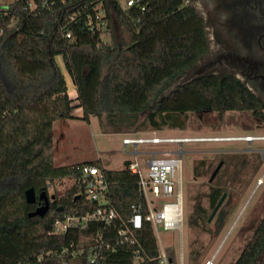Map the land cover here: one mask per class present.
Instances as JSON below:
<instances>
[{
	"label": "trees",
	"instance_id": "16d2710c",
	"mask_svg": "<svg viewBox=\"0 0 264 264\" xmlns=\"http://www.w3.org/2000/svg\"><path fill=\"white\" fill-rule=\"evenodd\" d=\"M30 1L33 7H28ZM94 2L0 3V264H159L158 243L148 222L138 229L129 227L135 243H120L116 228L101 225L64 235L50 233L53 221L64 212L84 213L96 207L82 195L75 197L77 168L85 163L102 167L100 161L54 163L53 122L74 118L57 57L75 88L79 118L89 122L92 116L100 121L105 117L113 131H138L146 125L154 131L164 126L183 128L181 116L186 113L262 116L264 101L228 74L201 75L164 93L174 77L192 68L208 50L203 20L194 6L184 0H149L141 10L112 0V19L108 11L104 15L110 42H103L100 31L90 30L87 24L86 14L93 16ZM128 164L124 161L118 170L103 168L111 204L125 222L133 204L146 212L137 177ZM65 177L71 179L70 186L49 202L48 210L42 216H29L36 203L26 201L25 191L32 187L37 199L41 191L48 195L49 184ZM217 184L206 194L207 208L201 194L194 196L188 225L209 223L208 216L223 193ZM228 214L221 206L212 217L215 235ZM97 231L103 246L98 260L90 263L83 249L72 256L80 240ZM263 242L264 230L257 240L246 243L233 264H254ZM63 248L68 252L61 254ZM202 255L191 251L187 263L199 264Z\"/></svg>",
	"mask_w": 264,
	"mask_h": 264
},
{
	"label": "rangeland",
	"instance_id": "374dc122",
	"mask_svg": "<svg viewBox=\"0 0 264 264\" xmlns=\"http://www.w3.org/2000/svg\"><path fill=\"white\" fill-rule=\"evenodd\" d=\"M8 0H0L3 3ZM198 4L197 0H193ZM58 64L62 67L61 59L56 58ZM202 60H199L192 68L185 70L182 74L174 77L167 89H172L178 84L192 79V77L204 74L207 71L191 74V72L200 66ZM68 80V93L72 100L74 118L57 119L53 122L52 137L54 145V163L68 164L74 161H100L106 169L118 170L124 167V161L132 158L130 154L131 147L127 146L126 150L121 142L124 134L135 133L137 135L151 134L155 132L158 137L168 136H234L241 135L244 132L253 131L252 134L264 135V121H252L251 117L246 113L226 112L222 117H218L215 113L203 112L198 114L186 113L181 116L184 121L183 128H173L164 126L158 131H154L147 125L141 130L130 132L113 131L109 121L105 117L101 121L95 117H90L87 122L77 116L81 113V109L77 106L76 91ZM144 114L140 115L142 120ZM248 121V122H247ZM247 122V125L245 124ZM258 128V129H257ZM237 144V145H236ZM245 142L238 141H207V142H183L181 148L182 154V192H183V223L180 231L164 230L161 227L155 229V237L159 247H163L168 255L173 257L171 264H188L187 256L192 251L202 252L199 264H204L206 260H212L213 264H233L240 253V249L244 244L238 236L239 224L236 225L238 216V205H236V188L239 185L235 178L237 177L235 164L229 162L223 166L219 173L212 181L209 177L215 166H218L219 159L222 157L218 153L221 148H234L236 146L243 147ZM253 146L264 147L263 142H252ZM178 144H143L139 145V151H158V150H175ZM228 154V153H227ZM226 154V155H227ZM144 158H148L149 154H143ZM199 161L204 164H199ZM198 166L196 171L194 166ZM260 168H263L261 165ZM227 181V191L229 194L228 203L222 205V209L229 211L224 224L220 227L216 235L213 232L214 220L201 226H190L187 222V215L192 210L194 196L201 194V203L206 208L208 200L206 194L209 187L218 182ZM70 178L56 179L49 184L48 191L55 195H60L71 184ZM249 189V188H248Z\"/></svg>",
	"mask_w": 264,
	"mask_h": 264
},
{
	"label": "built area",
	"instance_id": "2783aa9c",
	"mask_svg": "<svg viewBox=\"0 0 264 264\" xmlns=\"http://www.w3.org/2000/svg\"><path fill=\"white\" fill-rule=\"evenodd\" d=\"M121 7L137 6L145 10L149 0H116ZM106 3L105 7H101ZM190 4V0H184ZM33 7V2L28 3ZM93 16L87 12V24L92 31H100L103 42H110L108 35V19L104 18L109 12L112 19V0H96L92 4ZM66 37H70L67 33ZM250 136H168L158 137L155 132L145 135L127 133L121 142L126 150L131 147L133 155L127 166L130 173L137 177L138 187L145 199L146 212H143L139 205H132V212L125 222L112 206L109 198V182L106 179L103 166L85 163L77 168L78 179L76 180V195H82L86 200L94 202L96 207L84 213L64 212L57 217L52 224L50 233L52 235H64L68 231L88 229L94 225H101L103 228H116L118 241L120 243H135L136 238L132 229L141 228L144 222L151 224L153 232L158 227L164 230L180 231L183 223V192H182V154L180 147L183 142H207L221 141L223 139L249 138ZM264 137V136H263ZM178 144L175 150H158L152 152L139 151L137 147L143 144ZM143 154H149L144 158ZM155 235V233H154ZM102 236L97 231L95 234L86 236L80 240L76 251H71L72 256L76 252L81 253L82 249L88 251L90 263H95L102 253ZM157 240V239H156ZM82 244H85L82 246ZM110 244L106 243L105 248ZM69 247H73L71 243ZM159 247V246H158ZM69 248H63L61 254L67 253ZM159 264H171L170 257L163 247H159L157 256ZM204 264H213L212 260H206Z\"/></svg>",
	"mask_w": 264,
	"mask_h": 264
},
{
	"label": "flooded vegetation",
	"instance_id": "af4514ba",
	"mask_svg": "<svg viewBox=\"0 0 264 264\" xmlns=\"http://www.w3.org/2000/svg\"><path fill=\"white\" fill-rule=\"evenodd\" d=\"M197 2L198 4H195L190 0V4L203 20L208 50L196 61L197 63L202 60V63L191 74L207 72L192 78L207 74L220 77L225 74L232 75L253 95L264 101V0H197ZM251 120L250 123L260 121L258 123L260 125L264 121V110L260 118L253 116ZM252 132L243 131L241 135H234L250 136L249 138L221 140L245 144L243 147L218 150V153L223 155L218 161L219 168L215 174L216 176L229 162L235 164L237 170L235 180L239 184L236 188L235 206L238 205L236 225L241 221L238 236L244 243L240 253L247 242L257 240L264 230V147L252 144L263 142L264 135ZM261 165L263 168H260ZM227 184V181L217 184L223 189L222 194H225L220 207L228 203L230 198ZM47 197L49 202L56 200L54 193L49 192ZM42 202L37 194L36 207ZM211 220L212 218L208 222ZM254 264H264V242Z\"/></svg>",
	"mask_w": 264,
	"mask_h": 264
},
{
	"label": "water",
	"instance_id": "95a60500",
	"mask_svg": "<svg viewBox=\"0 0 264 264\" xmlns=\"http://www.w3.org/2000/svg\"><path fill=\"white\" fill-rule=\"evenodd\" d=\"M218 168H219V165L215 167V169L213 170L212 174L209 177V180H212L214 178L215 174L217 173ZM38 197H39V199H42L43 202L41 205L37 206L32 212H30L29 216H32V215L42 216L48 210L49 200H48V197H47L45 191H41L39 193ZM75 197H78V195H76ZM224 197H225V194H222L221 197L218 199V201L216 202L215 206L213 207V209H212V211L208 217V220H210L214 216V214L216 213V211L220 207ZM25 199L29 203L35 202L36 193L32 187L28 188L25 191ZM58 211H61V208H58Z\"/></svg>",
	"mask_w": 264,
	"mask_h": 264
},
{
	"label": "crops",
	"instance_id": "0c3cea01",
	"mask_svg": "<svg viewBox=\"0 0 264 264\" xmlns=\"http://www.w3.org/2000/svg\"><path fill=\"white\" fill-rule=\"evenodd\" d=\"M9 1H11V0H8V1H5V2H3V3H6V2H9ZM64 75H65V79H66V84H67V88H68V80H67V78H66V73H64ZM68 76V75H67ZM77 116L78 117H80L81 116V113H79V114H77ZM90 121V120H89ZM124 136H125V134H124ZM130 154H131V151L129 152ZM55 160V159H54ZM127 160H129L130 161V159H127ZM85 161H88V160H84V161H79V162H85ZM73 163H78V161H74V162H70V163H68V164H63V163H57L58 165H56V166H63V165H71V164H73ZM102 164V163H101ZM102 166L104 167V165L102 164Z\"/></svg>",
	"mask_w": 264,
	"mask_h": 264
},
{
	"label": "bare ground",
	"instance_id": "6f19581e",
	"mask_svg": "<svg viewBox=\"0 0 264 264\" xmlns=\"http://www.w3.org/2000/svg\"><path fill=\"white\" fill-rule=\"evenodd\" d=\"M242 139V138H241ZM256 139H258V138H256ZM262 139V138H261ZM264 139V138H263ZM234 140H236V139H234ZM248 140V139H247Z\"/></svg>",
	"mask_w": 264,
	"mask_h": 264
}]
</instances>
